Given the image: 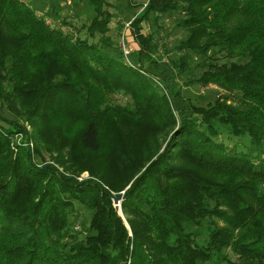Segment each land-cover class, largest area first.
<instances>
[{
  "label": "trees",
  "instance_id": "16d2710c",
  "mask_svg": "<svg viewBox=\"0 0 264 264\" xmlns=\"http://www.w3.org/2000/svg\"><path fill=\"white\" fill-rule=\"evenodd\" d=\"M87 1L67 31L0 0V264H264V0H148L133 64L110 1ZM177 11L188 36L167 59L144 23ZM195 84L218 97L194 103ZM26 123L35 147L15 151Z\"/></svg>",
  "mask_w": 264,
  "mask_h": 264
},
{
  "label": "rangeland",
  "instance_id": "374dc122",
  "mask_svg": "<svg viewBox=\"0 0 264 264\" xmlns=\"http://www.w3.org/2000/svg\"><path fill=\"white\" fill-rule=\"evenodd\" d=\"M26 2L31 8L35 9L37 14L48 22H51V25L54 27L63 26L62 20L63 18L67 19V21L73 23V25H66L64 29L67 31H72L75 24L78 26L87 23V25L92 21L95 17L96 13L87 0H22ZM112 7L110 12L112 13L113 19L109 24V30L106 32L108 36H110L113 40L117 42L118 50H121V45L123 42V38L127 39V46L130 49L129 59L133 63H135V52L137 45L135 41L132 39L131 33L127 36L128 30H126L125 25L127 22L134 20L137 13L142 12L148 0H109ZM178 12V11H177ZM165 13L162 18H160L159 23L154 21V14L151 13L149 15V20L144 23V31L152 32L154 39L157 40L160 55L169 59L174 57L175 53L179 55L180 51H177V47L179 43L188 36V31L186 29H182L178 25V21L185 18V13ZM58 18H60L58 20ZM59 21V22H58ZM133 22V21H132ZM152 25V27H151ZM81 36H87L85 31L81 32ZM101 35L97 34L94 37H90L91 41H100ZM177 46V47H176ZM176 50V51H175ZM183 54V53H182ZM137 55V54H136ZM195 62H199V57L194 54ZM197 68V67H196ZM196 74L200 73L202 70L200 68L195 69ZM183 79V78H182ZM181 79V84L183 85V80ZM184 92H186L187 96L192 99L194 103L197 104H207L208 102L214 101L220 92V89L216 87L214 84H210L208 87H202L198 84L192 85L190 88H185ZM14 114L5 109L3 114ZM21 122H25L22 119H19ZM1 121V119H0ZM0 124H3L5 127H9V124L6 121H1ZM29 126V135L31 137V133L33 132V128L29 123H26ZM32 138V137H31ZM33 140V149L35 147V141ZM32 149V150H33ZM46 159L49 161L51 155H55L56 153L47 151L45 152ZM262 159H264V147L261 154ZM91 178L90 174L85 171L83 172L79 180L85 181ZM100 184V183H99ZM114 204V203H113ZM92 212L88 210L86 207L82 205H75L74 210V228L78 232L88 231V219H90ZM230 253V251H228ZM237 257L233 255V260H236ZM210 264H218L217 262H212Z\"/></svg>",
  "mask_w": 264,
  "mask_h": 264
},
{
  "label": "built area",
  "instance_id": "2783aa9c",
  "mask_svg": "<svg viewBox=\"0 0 264 264\" xmlns=\"http://www.w3.org/2000/svg\"><path fill=\"white\" fill-rule=\"evenodd\" d=\"M132 21L133 20L126 23L125 25L126 30L131 28ZM122 40L123 42H122L121 48L123 50L125 60L127 61V63L131 64V61L129 59L130 49L126 45L127 43L125 41V38H123ZM0 130L4 131V128L0 126ZM20 147H29L30 149H33L32 148L33 140L29 135V126L26 127V131L16 132L15 134L11 136V148L15 151H18Z\"/></svg>",
  "mask_w": 264,
  "mask_h": 264
},
{
  "label": "water",
  "instance_id": "95a60500",
  "mask_svg": "<svg viewBox=\"0 0 264 264\" xmlns=\"http://www.w3.org/2000/svg\"><path fill=\"white\" fill-rule=\"evenodd\" d=\"M75 181V180H73ZM125 196H124V192L122 193H118V194H113V203L114 206L116 208V210H118V212L124 217L122 210H121V203L124 200ZM127 224V223H126ZM128 226V224H127ZM129 227V226H128Z\"/></svg>",
  "mask_w": 264,
  "mask_h": 264
}]
</instances>
